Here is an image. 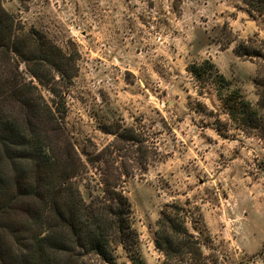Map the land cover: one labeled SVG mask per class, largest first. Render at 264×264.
I'll return each instance as SVG.
<instances>
[{"label": "rangeland", "instance_id": "obj_1", "mask_svg": "<svg viewBox=\"0 0 264 264\" xmlns=\"http://www.w3.org/2000/svg\"><path fill=\"white\" fill-rule=\"evenodd\" d=\"M3 4L75 57L77 75L62 89L79 148L87 139L111 142L103 126L112 123L134 127L157 148L148 170L125 186L139 256L119 248L114 264L170 263L156 246L170 204L203 242L199 264H264V130L239 126L225 108L233 93L257 103L255 77L264 68L263 58L235 53L238 41L251 40L264 54V22L243 0Z\"/></svg>", "mask_w": 264, "mask_h": 264}, {"label": "trees", "instance_id": "obj_2", "mask_svg": "<svg viewBox=\"0 0 264 264\" xmlns=\"http://www.w3.org/2000/svg\"><path fill=\"white\" fill-rule=\"evenodd\" d=\"M243 2L264 22V0ZM262 51L251 40L235 47L245 58L264 59ZM262 67L255 77L256 104L235 93L226 100L239 126L264 130ZM77 71L73 54L19 22L0 0V264H86L91 257L114 264L119 248L139 256L125 186L138 170H148L157 148L134 127L115 123L103 126L111 142L100 147L87 139L79 148L65 123L62 89ZM167 207L157 248L169 264H199L203 242L188 231L179 205Z\"/></svg>", "mask_w": 264, "mask_h": 264}]
</instances>
